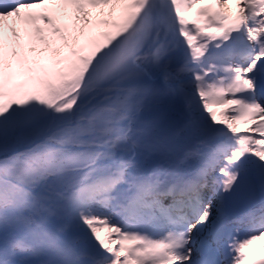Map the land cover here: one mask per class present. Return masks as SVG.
<instances>
[{"label":"snow or ice","instance_id":"snow-or-ice-1","mask_svg":"<svg viewBox=\"0 0 264 264\" xmlns=\"http://www.w3.org/2000/svg\"><path fill=\"white\" fill-rule=\"evenodd\" d=\"M256 241L264 0H0V264H264Z\"/></svg>","mask_w":264,"mask_h":264},{"label":"bare ground","instance_id":"bare-ground-1","mask_svg":"<svg viewBox=\"0 0 264 264\" xmlns=\"http://www.w3.org/2000/svg\"><path fill=\"white\" fill-rule=\"evenodd\" d=\"M263 243L264 242H262V241H256V242H254L253 243L254 245L250 246V250L255 251L258 248V246L261 245V244H263Z\"/></svg>","mask_w":264,"mask_h":264},{"label":"rangeland","instance_id":"rangeland-1","mask_svg":"<svg viewBox=\"0 0 264 264\" xmlns=\"http://www.w3.org/2000/svg\"><path fill=\"white\" fill-rule=\"evenodd\" d=\"M221 107H224V106H219V107H215L213 110L214 111H217V113L219 114V111L221 110ZM219 118V117H218ZM264 242V241H262ZM264 244V243H263ZM254 245V244H253Z\"/></svg>","mask_w":264,"mask_h":264}]
</instances>
